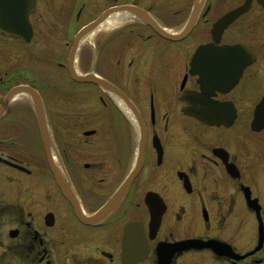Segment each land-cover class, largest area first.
<instances>
[{
  "label": "flooded vegetation",
  "instance_id": "flooded-vegetation-1",
  "mask_svg": "<svg viewBox=\"0 0 264 264\" xmlns=\"http://www.w3.org/2000/svg\"><path fill=\"white\" fill-rule=\"evenodd\" d=\"M194 1L36 0L29 42L0 31V264H159L162 254L170 264H264L251 208L264 220V0L217 44L215 23L246 0H206L179 42L117 12L132 4L178 31ZM20 86L43 100L73 200L49 165L32 97L5 103ZM192 93L221 104L225 122L196 117L213 111L191 107ZM120 189L98 222L78 218L76 206L92 216Z\"/></svg>",
  "mask_w": 264,
  "mask_h": 264
},
{
  "label": "water",
  "instance_id": "water-1",
  "mask_svg": "<svg viewBox=\"0 0 264 264\" xmlns=\"http://www.w3.org/2000/svg\"><path fill=\"white\" fill-rule=\"evenodd\" d=\"M202 2H204V0H196L195 8H194V12L192 14L191 20L189 21V24L185 27V29L182 32L178 33L177 35L166 34V36L167 37L169 36L172 39H180V38L185 37L190 32V28L193 25V21L197 16L199 7ZM35 3H36V0H0V30H7V31L10 30V32L13 35L21 37L23 39L26 38V40H28L32 35V28H31L29 16H30L31 11H33L35 7ZM249 4H250V0H248L247 4L243 6L242 8L236 10L235 12L228 13L227 15L222 17L218 22L216 32L221 34L224 28L228 26V24H230L237 16H239L240 14H242L249 8ZM119 10L122 11L123 13H129V14L135 15L139 17L140 19L144 20L145 22L150 23L153 26L156 25L144 13L140 12V10H137L133 6H123L119 8ZM99 23H100L99 21L94 23L92 26H90L89 30L95 28V26H98ZM89 30H87L86 32H88ZM82 36H83V33H80L79 37L81 38ZM74 51H75V48H74ZM195 61H196V58L194 59L193 62ZM193 65L195 64L193 63ZM101 83L103 85H106L104 82H101ZM20 92H28L32 95L34 99L35 108L37 109V113H38L39 120H40V128L42 132V137H43L44 144H45V147L48 153L50 164L53 167L54 173L57 176V181L60 187L63 189V191L69 192V190L71 189L70 187L71 185H70L69 179L65 173V170L61 162L59 161V159H57L56 154H54L55 150L53 148V142L50 136V131L46 124L45 115L43 113V110H41L44 108L43 103L40 97L28 88H17L12 91L11 96H13L16 93H20ZM188 102H190L192 106L195 108L205 107V108H210V109H217L221 107L217 103H211L210 101L201 99V97L197 94H191L190 97L188 98ZM197 116L208 123L220 124L222 122H225L222 119L223 117L220 116V114H197ZM80 218L85 220L84 216H80ZM168 262H169V258L167 259L162 258L161 264H168Z\"/></svg>",
  "mask_w": 264,
  "mask_h": 264
},
{
  "label": "rangeland",
  "instance_id": "rangeland-1",
  "mask_svg": "<svg viewBox=\"0 0 264 264\" xmlns=\"http://www.w3.org/2000/svg\"><path fill=\"white\" fill-rule=\"evenodd\" d=\"M251 163H252V165H253V164L258 165V164H259V160H258V159H256V160H252Z\"/></svg>",
  "mask_w": 264,
  "mask_h": 264
},
{
  "label": "bare ground",
  "instance_id": "bare-ground-1",
  "mask_svg": "<svg viewBox=\"0 0 264 264\" xmlns=\"http://www.w3.org/2000/svg\"><path fill=\"white\" fill-rule=\"evenodd\" d=\"M124 20H126V18H122V21H123V22H125ZM116 23H117V22H116ZM117 197H118V195H117Z\"/></svg>",
  "mask_w": 264,
  "mask_h": 264
}]
</instances>
